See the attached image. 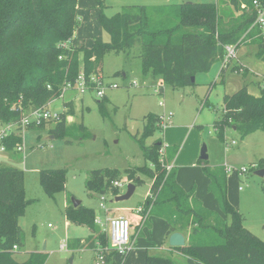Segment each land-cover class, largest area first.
Returning <instances> with one entry per match:
<instances>
[{"label":"trees","instance_id":"trees-1","mask_svg":"<svg viewBox=\"0 0 264 264\" xmlns=\"http://www.w3.org/2000/svg\"><path fill=\"white\" fill-rule=\"evenodd\" d=\"M95 3L100 10V27L109 35V41L101 35L93 36L91 45L86 46L72 43L79 23V0H0V122H19L25 113L47 107L59 97L63 84L73 82L81 70L100 74L101 60L108 51L126 52L139 45L143 73L159 76L170 86L193 83L194 75L208 71L214 62L223 59L224 48L229 44L238 47L244 41H252L257 46L255 56L264 61V34L253 26L252 0L135 5L112 17L103 13L102 0ZM257 86V96L249 94L246 86L223 96V114L214 121L219 136H223L226 127L239 131L242 137L264 130V80ZM64 114L61 112L60 119L48 129L54 137L66 134ZM161 119V115L148 114L139 139L150 165L124 171L134 183L140 181L138 173L151 180L149 193L138 207L139 219L131 223L141 229L150 216L162 218L168 226L167 235L180 232L186 243L167 250L170 254L146 253L144 264H175L170 257L175 252L184 255L189 264H264V241L243 226V214L228 198L227 172L198 159L221 216L178 183L173 165L178 145H164L160 138L148 145L144 143L156 130L164 128ZM46 123L30 124L27 128L44 129ZM21 140L20 135L12 134L4 142L6 149L16 152L14 147ZM251 169H264V160L252 164ZM121 175L116 169L93 170L86 187L105 194L104 183L117 181ZM23 180L22 170L0 164V264H49L42 252H31L24 261L14 257L23 245L19 218L28 202ZM41 184L50 195L64 189L63 170H43ZM117 189L113 188L114 194ZM7 208L9 212L4 216L2 212ZM66 215L70 222L88 226L92 231L85 240L69 241L68 247L94 248L102 253V264H123L128 252L109 247L108 236L94 222L93 210L80 204Z\"/></svg>","mask_w":264,"mask_h":264},{"label":"rangeland","instance_id":"rangeland-1","mask_svg":"<svg viewBox=\"0 0 264 264\" xmlns=\"http://www.w3.org/2000/svg\"><path fill=\"white\" fill-rule=\"evenodd\" d=\"M102 1L105 6L103 13L112 17L122 9L135 5L156 7L183 2L215 3L218 0ZM79 3V23L72 43L90 46L92 37L99 35L109 41V35L100 27V10L96 8L95 0H80ZM225 9L230 11L229 6ZM235 14L239 15L237 11ZM157 17L155 15L154 19ZM256 49L252 41H244L237 47L236 57L222 73L224 65L219 60L208 71L194 75L193 83L182 86L166 85L161 77L144 74L139 45L126 52H106L101 60L99 75L117 85L106 89V98L98 99L92 92H64L48 107L65 112V135L49 138L48 129L52 122H47L44 129L23 128L22 149L0 152V164L23 171L24 198L28 200L25 212L19 218L23 245L16 250L15 259L24 261L31 252H42L49 264H102L96 249L68 247L69 241L77 238L85 240L92 231L88 226L70 222L66 214L74 207L73 199H76L82 206L94 211L95 217L102 221L101 227L106 226L107 217L119 214H125L130 222L139 219L137 209L149 193L151 180L147 175L138 173L136 176L140 181L134 183L124 171L150 165L143 156L139 139L151 113L170 116L171 124L166 122L164 128L156 130L144 143L148 145L160 138L164 145H178L174 164L180 185L187 192H194L205 207L223 216L214 196L208 191V178L198 162L205 145L208 164L227 172L229 199L243 214V226L264 241L262 178L254 174L255 169H251L252 164L264 160V130L242 137L239 131L226 127L223 136H219L214 127V121L223 114L225 94H232L243 86L251 95L260 94L257 84H263L264 61L255 56ZM244 167L249 171L238 175V170ZM104 168L122 173L116 179L122 182L117 194H114L116 186L113 182L104 183L105 194L87 189L86 181L91 171ZM45 169L63 170L64 189L52 195L44 190L41 173ZM129 183L135 184L133 194L126 200L114 201L116 195L126 191ZM100 195H105L103 207L100 206ZM8 212L7 208L2 213L6 216ZM105 235L111 247L109 235ZM62 245L67 247L61 249ZM128 249L123 264H144L146 253L170 254L167 251L171 248L166 237L165 221L150 216L141 229H135L132 224ZM170 257L175 264H189L180 253L175 252Z\"/></svg>","mask_w":264,"mask_h":264},{"label":"built area","instance_id":"built-area-1","mask_svg":"<svg viewBox=\"0 0 264 264\" xmlns=\"http://www.w3.org/2000/svg\"><path fill=\"white\" fill-rule=\"evenodd\" d=\"M252 5L255 11V19L253 22L254 27H258L262 34H264V0H252ZM63 45H67L64 43ZM237 45L229 44L224 48V56L222 59L224 67L227 66L230 61L236 57ZM61 58V56L59 57ZM117 85L114 83L105 80L99 74L91 73L86 74L84 71H80L76 77V79L71 81H66L62 88L61 93L59 95L63 96L64 92L75 90L80 94L86 92H92L96 95L98 99L106 96V89H110L112 87H116ZM61 117V112L51 110L48 106L42 109L31 110L28 113H25L19 122H0V152L8 151L6 149L5 140L10 137L12 134L20 135L22 137L23 128H27L30 124L39 125L42 121L55 123ZM161 124L165 127V123L171 124L170 116L161 115ZM235 142L233 141L232 144ZM22 149L21 143H17L14 147L16 152ZM163 151V150H162ZM249 171V168H242L238 170V175L246 174ZM113 185L121 188L122 182L114 181ZM242 187H239L241 190ZM105 195H100V206L103 207V201ZM140 211V208L137 209V213ZM94 222L98 225L102 232H105L109 235V241L112 245L111 247L120 253L129 252V244H130V228L131 222L130 219L125 214H119L113 217H107L104 224L106 226L101 227L102 221L95 217ZM100 224V225H99ZM67 246L62 245L61 249H65ZM13 249H17L16 246ZM98 260L103 263V255L101 252H98Z\"/></svg>","mask_w":264,"mask_h":264},{"label":"water","instance_id":"water-1","mask_svg":"<svg viewBox=\"0 0 264 264\" xmlns=\"http://www.w3.org/2000/svg\"><path fill=\"white\" fill-rule=\"evenodd\" d=\"M192 82H194V76L191 78ZM234 129V128H233ZM49 138H54L53 135H50ZM206 146L204 145L201 149L200 152V159L202 161H207L208 160V154L206 152ZM254 174L262 178L264 176V169H258L254 171ZM135 190V184L134 183H129L127 185V189L123 194L116 195L114 197V201H123L128 199L134 192ZM81 204L79 200L73 199V206L77 207ZM168 244L169 247H183L185 246V237L182 233L180 232H172L171 234L168 235Z\"/></svg>","mask_w":264,"mask_h":264},{"label":"crops","instance_id":"crops-1","mask_svg":"<svg viewBox=\"0 0 264 264\" xmlns=\"http://www.w3.org/2000/svg\"><path fill=\"white\" fill-rule=\"evenodd\" d=\"M79 2H80V0H79ZM80 4V3H79ZM173 165L175 166V164H174V162H173ZM176 179H177V173H176ZM178 181V180H177ZM179 183V182H178ZM180 184V183H179ZM228 198H229V194H228ZM230 200V199H229ZM231 201V200H230ZM158 218V217H157ZM160 219H162V218H160ZM163 220V219H162ZM166 223V222H165ZM167 229H168V226H167V223H166V237H167V239H168V235H167ZM185 237V236H184ZM185 243H186V237H185Z\"/></svg>","mask_w":264,"mask_h":264}]
</instances>
